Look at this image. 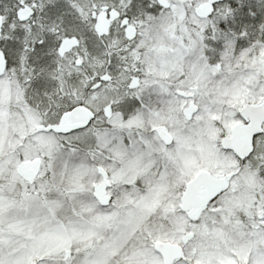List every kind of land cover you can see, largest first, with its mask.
Returning a JSON list of instances; mask_svg holds the SVG:
<instances>
[{
    "label": "snow or ice",
    "instance_id": "1",
    "mask_svg": "<svg viewBox=\"0 0 264 264\" xmlns=\"http://www.w3.org/2000/svg\"><path fill=\"white\" fill-rule=\"evenodd\" d=\"M0 264H264V0H0Z\"/></svg>",
    "mask_w": 264,
    "mask_h": 264
}]
</instances>
